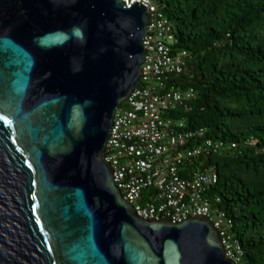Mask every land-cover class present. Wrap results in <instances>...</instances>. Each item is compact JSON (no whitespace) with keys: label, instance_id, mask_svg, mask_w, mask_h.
<instances>
[{"label":"water","instance_id":"1","mask_svg":"<svg viewBox=\"0 0 264 264\" xmlns=\"http://www.w3.org/2000/svg\"><path fill=\"white\" fill-rule=\"evenodd\" d=\"M148 23L119 0H0V264H235L204 216L138 218L103 161Z\"/></svg>","mask_w":264,"mask_h":264},{"label":"trees","instance_id":"2","mask_svg":"<svg viewBox=\"0 0 264 264\" xmlns=\"http://www.w3.org/2000/svg\"><path fill=\"white\" fill-rule=\"evenodd\" d=\"M154 1L172 24L173 51L189 53L170 84L196 94L190 112L169 116L221 144L186 170L216 167L211 194L221 199L243 264H264V0Z\"/></svg>","mask_w":264,"mask_h":264},{"label":"built area","instance_id":"3","mask_svg":"<svg viewBox=\"0 0 264 264\" xmlns=\"http://www.w3.org/2000/svg\"><path fill=\"white\" fill-rule=\"evenodd\" d=\"M129 9L144 7L149 15L140 83L115 111L103 161L122 199L138 218L176 224L204 216L217 230L224 257L243 264V250L231 232V224L211 194L218 183L215 166L186 170L192 160L217 155L221 144L206 138L205 129H186L184 118L171 113L190 112L193 89L179 90L170 83L182 74L189 53L173 51L174 32L154 0H119ZM186 172L188 177H183Z\"/></svg>","mask_w":264,"mask_h":264}]
</instances>
